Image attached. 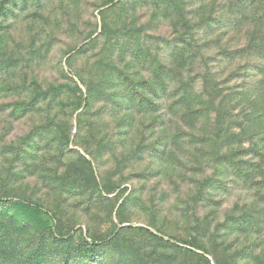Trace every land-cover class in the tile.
<instances>
[{"label": "rangeland", "instance_id": "1", "mask_svg": "<svg viewBox=\"0 0 264 264\" xmlns=\"http://www.w3.org/2000/svg\"><path fill=\"white\" fill-rule=\"evenodd\" d=\"M175 1L0 0V264H264L257 27Z\"/></svg>", "mask_w": 264, "mask_h": 264}, {"label": "trees", "instance_id": "2", "mask_svg": "<svg viewBox=\"0 0 264 264\" xmlns=\"http://www.w3.org/2000/svg\"><path fill=\"white\" fill-rule=\"evenodd\" d=\"M176 2L175 0H172V3ZM230 12L231 14H235L238 17H246L248 15V13H252L251 14V18H247V21H251L250 23L253 25L254 27H257V31L258 29H260L262 22H264V0H237V3L235 4L234 0H232V2L230 1ZM255 6H257L255 8ZM170 8L169 5L166 6V11L169 12ZM241 21V20H240ZM239 21V22H240ZM213 23V22H212ZM236 26V24H235ZM257 31L255 29V31L251 34V41L248 44V47L246 50H241L240 52H245L247 50H255L257 49V54L260 56V54L262 56V59H264V44L262 43L261 45V40L260 42L258 41L257 38ZM259 32V31H258ZM261 45V46H260ZM260 59V58H259ZM261 86L264 87V79H262L261 81ZM2 201V200H0ZM18 204H21L23 206H28L31 207L41 213L46 214L49 218L54 219V213L52 211H50L49 209L45 208L44 206L38 204V203H31L29 201H24V200H18L17 201ZM141 230L145 233H147L148 235L167 242L169 244H177V242L170 238V237H166L162 234H158L156 232H153L151 229L149 228H141ZM51 235L52 237L58 241V242H68L71 240L72 237V232L69 231H58L56 229L55 226L52 227L51 229ZM94 249L97 247V244L94 243Z\"/></svg>", "mask_w": 264, "mask_h": 264}]
</instances>
